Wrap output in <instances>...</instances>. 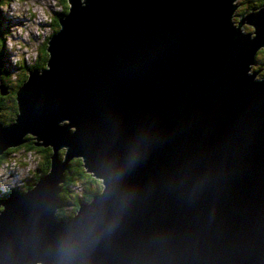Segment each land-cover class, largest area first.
I'll use <instances>...</instances> for the list:
<instances>
[{
    "label": "water",
    "instance_id": "95a60500",
    "mask_svg": "<svg viewBox=\"0 0 264 264\" xmlns=\"http://www.w3.org/2000/svg\"><path fill=\"white\" fill-rule=\"evenodd\" d=\"M232 1L46 6L57 32L43 70L21 61L0 155L27 134L48 169L0 196V264H264V0L230 29ZM73 157L100 193L57 219Z\"/></svg>",
    "mask_w": 264,
    "mask_h": 264
},
{
    "label": "trees",
    "instance_id": "16d2710c",
    "mask_svg": "<svg viewBox=\"0 0 264 264\" xmlns=\"http://www.w3.org/2000/svg\"><path fill=\"white\" fill-rule=\"evenodd\" d=\"M250 2V1H249ZM5 3V0H0L1 5ZM50 3V2H48ZM58 5V13H66L67 9L64 0H55ZM244 4V3H243ZM50 5H52L50 3ZM61 5V6H60ZM260 5L258 0H251L250 7H255ZM243 8H248V4H244ZM1 11V10H0ZM233 10L231 11V16ZM54 26L49 28V34H54L57 32V20H54ZM233 27V26H232ZM45 29V27L43 28ZM4 36L0 31V52L4 45ZM48 37L43 39V45L40 51L36 54L39 58L35 61H30L28 63H23L26 72L30 70H43L47 58V53L45 52L46 43ZM2 47V49H1ZM4 54V56H3ZM3 60L0 63V72L3 74H8L11 77V73L16 68L22 69V64L19 62L18 65L8 64V56L6 57V52L2 53ZM254 61V60H253ZM256 66L252 69L259 71L261 66L264 65L263 61L259 57L255 58ZM4 69V70H3ZM264 70V69H263ZM262 79V78H261ZM255 80H260L258 77ZM24 82V75H20L15 82H10L8 79L1 77L0 80V121L6 125L13 121V92ZM5 88V91L3 90ZM23 143L14 146L13 148L7 150L0 155V165L2 163L7 164L4 170L10 171L12 168L24 167L27 165L28 159L31 163L35 164L34 168L30 169L23 177V186L17 185L14 193L18 192V189L22 187V192H24L27 187L31 184L34 178L42 173H46L48 169V151L49 145H31L28 135L24 137ZM59 159L60 155H63V148L58 151ZM11 163H15L18 166H12ZM30 163V162H29ZM1 168V167H0ZM28 181V182H27ZM30 182V183H29ZM29 183V184H28ZM28 184V186H27ZM58 199L60 206L59 211H56L54 217L57 219H67L74 217L78 211L80 203H89L86 195H96L100 193V178L94 176L92 173L83 170L79 166L78 158L73 157L69 162L67 167L63 172V181L59 185ZM13 190V191H14ZM0 195V196H5Z\"/></svg>",
    "mask_w": 264,
    "mask_h": 264
},
{
    "label": "clouds",
    "instance_id": "9594fccd",
    "mask_svg": "<svg viewBox=\"0 0 264 264\" xmlns=\"http://www.w3.org/2000/svg\"><path fill=\"white\" fill-rule=\"evenodd\" d=\"M46 6L53 14H57L59 11L55 0H5V3L1 5L0 31L4 36L3 47L6 52V57L8 56V64L18 65L22 60L23 63H28L39 58L37 55V57L33 59L40 51L43 41L40 43L36 53L34 49L38 45L33 42L29 30L34 31L37 36H40L43 31L46 37H48L49 28L55 24L54 20H52V14L48 12ZM43 21L47 22L45 24H39ZM38 26L40 28L45 27L46 29L41 30ZM13 37L18 38L13 39ZM30 44L32 45L31 48L29 47ZM9 49H16L15 54L11 58L12 62L15 64L10 61ZM19 72L20 69L18 68L13 70L11 78L15 79ZM2 171L3 170L0 169V173H2ZM17 193H22V189L18 190Z\"/></svg>",
    "mask_w": 264,
    "mask_h": 264
},
{
    "label": "flooded vegetation",
    "instance_id": "af4514ba",
    "mask_svg": "<svg viewBox=\"0 0 264 264\" xmlns=\"http://www.w3.org/2000/svg\"><path fill=\"white\" fill-rule=\"evenodd\" d=\"M258 1L260 2V5H257L255 7H262V0H258ZM236 3L237 4L235 5V8L233 9V11H236L239 6H241V10H238L236 12V14H232L231 22L233 24V27H232V24H230V29H234L235 18H237V17H239V16H241V15L246 13L247 8H243V6H244V4H248V7H250L249 5L251 3V0H236ZM250 29H251V26H239V33L247 36L248 35L247 33H250ZM1 49H2V47H1ZM4 52H5V49L3 47L2 51L0 52V63H2L3 56H4V54L2 56V53H4ZM256 57H259V59H261L263 61V63H264V44L256 51L255 56L253 58L254 61H255ZM263 69H264V65L261 66L259 71H255V70L251 69V67H249L248 72L253 71L252 75L254 77L253 78L254 80L257 77L264 79V70ZM24 70L26 72V69H24ZM20 75H23V69L20 70V72L18 74V78H19ZM1 77L4 78V79H8L10 82H15L17 80V77L15 79H12L8 74H3V73L0 72V80H1ZM3 90L5 91V88H3Z\"/></svg>",
    "mask_w": 264,
    "mask_h": 264
},
{
    "label": "rangeland",
    "instance_id": "374dc122",
    "mask_svg": "<svg viewBox=\"0 0 264 264\" xmlns=\"http://www.w3.org/2000/svg\"><path fill=\"white\" fill-rule=\"evenodd\" d=\"M231 1V0H230ZM232 3L233 4H237L236 3V1H232ZM238 10H241V6H239L238 8H237V10L236 11H233V14H236V12L238 11ZM232 17V16H231ZM49 20V19H48ZM47 20V21H48ZM47 21H43V22H47ZM231 24H232V22H231ZM232 26H233V24H232ZM247 34H249V33H247ZM30 35H31V37H32V32H30ZM15 37H13V39H14ZM12 56H13V53L11 52V50L9 49V57H10V61L12 62ZM250 61H253V57H251L250 58ZM13 63V62H12ZM14 64V63H13ZM251 67V69H252V67L253 66H250ZM259 79H261V78H259ZM61 124H63V122L61 123ZM70 132H72V128H70ZM25 136H27V134L25 135ZM30 162V163H29ZM6 165L7 164H5V163H2L1 165H0V169H2L3 171L2 172H12L14 169H17V168H21V167H19L18 165H16L15 163H11V165L12 166H18V167H16V168H12L10 171H8V170H4V168L6 167ZM34 165L35 164H33V163H31V160L30 159H28V162H27V165L21 170V172L19 173V175L18 176H15V177H13L12 179H8V180H5V186H2V180L0 179V194H2V195H4V194H7V193H10V192H12L13 190H14V188L17 186V185H22L23 186V181H22V177L30 170V169H32V168H34ZM20 189H22V187L21 188H19L18 190H20Z\"/></svg>",
    "mask_w": 264,
    "mask_h": 264
},
{
    "label": "built area",
    "instance_id": "2783aa9c",
    "mask_svg": "<svg viewBox=\"0 0 264 264\" xmlns=\"http://www.w3.org/2000/svg\"><path fill=\"white\" fill-rule=\"evenodd\" d=\"M38 1V0H37ZM46 22H40L39 24H45ZM39 27V26H38ZM40 28V27H39ZM41 30H44L43 28H40ZM46 29V28H45ZM29 32H32V40L34 43H36L38 46L34 49L37 53L38 51V47L40 45V43L43 41V39L46 38V35L44 34V32L42 31V34L40 36H37L35 34L34 31H31L29 30ZM18 37H15L14 39H17ZM29 47L31 48L32 45L30 44ZM15 51L16 49H12L11 52L13 53V55L15 54ZM26 55V54H25ZM36 56L33 58L35 59ZM15 64V63H14ZM25 167V166H24ZM24 167H21V168H17V169H14L12 172H2L0 173V179L2 180V186H5V180H8V179H12L13 177L15 176H18L19 173L21 172V170L24 168Z\"/></svg>",
    "mask_w": 264,
    "mask_h": 264
},
{
    "label": "bare ground",
    "instance_id": "6f19581e",
    "mask_svg": "<svg viewBox=\"0 0 264 264\" xmlns=\"http://www.w3.org/2000/svg\"><path fill=\"white\" fill-rule=\"evenodd\" d=\"M251 54V53H250Z\"/></svg>",
    "mask_w": 264,
    "mask_h": 264
}]
</instances>
